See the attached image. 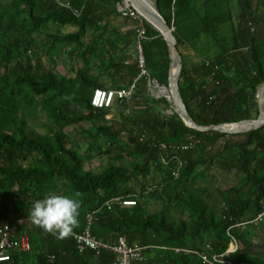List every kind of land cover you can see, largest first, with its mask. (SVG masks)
Returning a JSON list of instances; mask_svg holds the SVG:
<instances>
[{"label": "trees", "instance_id": "1", "mask_svg": "<svg viewBox=\"0 0 264 264\" xmlns=\"http://www.w3.org/2000/svg\"><path fill=\"white\" fill-rule=\"evenodd\" d=\"M123 1L61 0L70 9L57 0H0V225L26 219L10 239L28 236L31 245L26 252L7 248L11 259L0 264H113L110 250L78 249L76 236L96 210L92 235L110 245L124 236L141 248L144 260L133 264H212L232 238L239 248L222 260L264 264V218L257 220L264 212V126L238 134L197 131L172 101L151 95L145 78L131 101L114 104L112 118L113 109L92 105L95 89H127L139 74L110 22ZM154 1L180 53L202 34L219 48L200 63L183 60L178 86L192 119L203 126L257 119L264 18L254 1L204 0L198 22L197 0ZM143 26L150 80L167 87L170 46L145 19ZM98 157L107 162L94 170ZM218 170L234 171L238 181L220 188ZM46 194L81 201L78 227L66 237L31 218L34 201ZM117 197L134 205L108 208Z\"/></svg>", "mask_w": 264, "mask_h": 264}, {"label": "built area", "instance_id": "2", "mask_svg": "<svg viewBox=\"0 0 264 264\" xmlns=\"http://www.w3.org/2000/svg\"><path fill=\"white\" fill-rule=\"evenodd\" d=\"M175 1V0H174ZM62 6L70 8L69 3L63 4L61 0H57ZM73 12L77 13V10H73ZM118 12L122 18H127L135 21L137 23L136 26V40H135V53H136V61L139 69L138 76L130 83L127 89L123 90H113V89H102L97 88L94 90L92 105L96 108L101 109H113V106L116 102H128L133 99L134 94L137 90V85L140 79L145 78L148 80L149 91L152 96L158 98L161 95V87L156 84V82L150 80V75L146 67L144 50H143V40L145 39L146 30L143 26L144 18L140 15V13L128 5L127 3H123L118 5ZM168 114H172V111L169 110ZM162 149H167V145L162 144ZM187 149V146L184 147ZM178 176V173H175ZM123 204L124 206L134 205L131 199L122 200L120 197L114 198L106 203V206L110 208V205L113 204ZM98 211L96 210L93 213H90L87 217V226L83 233L76 236V242L78 245V249L80 252H84L86 250L92 249L100 254L101 251L110 250L115 254V261L113 264H133L134 262H141L144 260V255L142 253V249L138 247L129 246L127 240L124 236H120L118 240L110 245L104 243L102 240L96 239L92 233L91 228L96 221ZM264 218V212L259 214L257 220H262ZM26 222V219H19L14 225L10 224H2L0 225V261H9L11 259L10 254L6 252L7 248H19L20 251L26 252L31 249L30 241L28 236H23L19 240H11L13 233L16 230L18 225H21ZM239 248V243L235 238H232V243L228 251L222 256H214L212 264H231L227 260H222L225 255L234 253ZM205 262H207V258L202 257ZM11 264H32V263H16L13 262Z\"/></svg>", "mask_w": 264, "mask_h": 264}, {"label": "water", "instance_id": "3", "mask_svg": "<svg viewBox=\"0 0 264 264\" xmlns=\"http://www.w3.org/2000/svg\"><path fill=\"white\" fill-rule=\"evenodd\" d=\"M125 3L134 7L140 15L150 23L156 30H158L166 39L170 46L172 62L169 70V84L168 86H160L162 96L174 104V111L179 115L183 122L190 128L197 131H216L220 133L238 134L254 130L258 127L264 126V86L258 94L259 112L257 119L243 120L232 124H219L203 126L196 123L190 116L186 104L184 103L179 91L178 82L180 80L183 62L179 49L177 48L178 41L173 33V28L164 20L161 13L157 9L154 0H125ZM159 86L160 84L156 82ZM240 125L241 127L231 130L228 126Z\"/></svg>", "mask_w": 264, "mask_h": 264}, {"label": "clouds", "instance_id": "4", "mask_svg": "<svg viewBox=\"0 0 264 264\" xmlns=\"http://www.w3.org/2000/svg\"><path fill=\"white\" fill-rule=\"evenodd\" d=\"M80 207L73 195L46 194L34 201L30 215L35 224L63 238L78 227Z\"/></svg>", "mask_w": 264, "mask_h": 264}, {"label": "crops", "instance_id": "5", "mask_svg": "<svg viewBox=\"0 0 264 264\" xmlns=\"http://www.w3.org/2000/svg\"><path fill=\"white\" fill-rule=\"evenodd\" d=\"M253 1L256 4L257 12L262 16V18H264V0H253ZM124 2L125 0L122 2V4ZM196 6L200 11H199V14H194L193 20L199 21L206 14L205 1L197 0ZM110 22L115 28H117V30L119 31L121 35V38L125 39V40L123 39L124 43L122 45L125 56L128 57V59L129 58L136 59L135 40H136L137 23L131 19L122 18L121 16L116 17L115 19H111ZM183 25L184 24L181 25V29ZM260 29L261 31L264 32V21L262 25L260 26ZM211 45H216V43L213 42V40H211L206 34H202L200 38L192 41V43L181 47L180 54H182L181 57L183 56L182 62L184 60L186 64H193V63H200L201 61L207 59V56H204L203 53L206 49H210L207 46H211ZM201 48H202V52H201ZM215 54L217 53H214L212 55H215ZM190 57L192 58L194 57V61L195 60L197 61L196 62L190 61L191 60Z\"/></svg>", "mask_w": 264, "mask_h": 264}, {"label": "rangeland", "instance_id": "6", "mask_svg": "<svg viewBox=\"0 0 264 264\" xmlns=\"http://www.w3.org/2000/svg\"><path fill=\"white\" fill-rule=\"evenodd\" d=\"M64 30L65 31H70L72 29L71 28H66ZM207 47L210 48V49H206L204 51V53H203L204 56H208L209 54L212 55V54L217 53L219 51V48L216 45H211V46H207ZM115 48H116V46L114 47V49ZM202 48H201V52H202ZM115 50H118V49H115ZM209 50H211V52H209ZM120 54L121 53L119 51L116 52V56L117 57H119ZM190 59H191L190 61H192V62H196L197 61V60L194 61V57L193 58L190 57ZM67 63L71 64V61L67 60ZM78 63L79 64L76 63L75 65L80 66L82 64L81 61H78ZM57 70L59 72H61V73H66L65 72V68H64L62 62H58V64H57ZM94 71H96V70L94 69ZM115 112H116V110L114 108L112 110L111 114L108 116V118H112V116L115 115ZM41 114L42 113H40V115ZM40 115H39V117H41ZM41 121H42V119H40V122ZM34 124L35 125H40V123L38 121L37 122H34ZM37 128L40 130V132H43V130L41 129L40 126H37ZM74 128H76V127L69 128V130L72 131V132H76V130H79V128H76V129H74ZM82 141H83L82 138L79 137V142H82ZM106 162H107V158L106 157H98V158H96L92 162L91 166H89V167L92 168V169H94V170H98L100 168V166L105 165ZM216 176H217V184L219 185L220 188H226V187L232 186V185H234L238 181V175L234 171H231V172H221V171L218 170L217 173H216Z\"/></svg>", "mask_w": 264, "mask_h": 264}, {"label": "bare ground", "instance_id": "7", "mask_svg": "<svg viewBox=\"0 0 264 264\" xmlns=\"http://www.w3.org/2000/svg\"><path fill=\"white\" fill-rule=\"evenodd\" d=\"M162 94V93H161ZM241 127L240 125H232V126H228L229 129L231 130H235L237 128Z\"/></svg>", "mask_w": 264, "mask_h": 264}]
</instances>
